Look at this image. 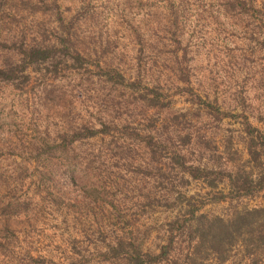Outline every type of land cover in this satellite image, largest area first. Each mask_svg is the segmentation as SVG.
Segmentation results:
<instances>
[{"label":"rangeland","instance_id":"rangeland-1","mask_svg":"<svg viewBox=\"0 0 264 264\" xmlns=\"http://www.w3.org/2000/svg\"><path fill=\"white\" fill-rule=\"evenodd\" d=\"M56 13H61L66 21L74 17L78 43L82 49L93 53V59L99 58L101 63H110L122 71H128L139 60L148 69L152 67L161 73L162 92L170 102L168 119L173 121L174 114L189 112L179 127L182 135L194 139L199 128L204 127L203 131L211 137L212 130L218 134L217 141L210 147L213 153H223L221 138L229 136L233 144L228 158L237 162L248 160L239 138L241 119H226L221 126L200 119L206 115L193 105L192 96L179 93L176 71L183 68L189 72L191 85L185 84V87H192L204 100L208 93L212 101L218 100L223 108H236L233 113H244L254 127L264 131V28L259 15L226 17L221 4L214 0H0V43L7 41L10 45L13 40L25 36L28 41L53 38L59 30L53 23ZM0 57V62L5 60L3 54ZM63 75L64 79L45 83L33 79L20 88L0 84V151L5 149V153L12 154L0 158V264H30L28 254L35 259L68 264L74 245L86 251V261L99 264L101 258L94 244L102 247L104 240L122 233L137 242L143 241L145 249H154L160 240H157L156 229L150 232L148 229L157 228L176 213L142 205L137 208L136 194L134 196L130 188L121 185H130V175L116 167L104 174L114 194L96 193L89 206L90 201L85 198L94 195L91 190L94 174L101 173L100 167L105 170L110 165H123L117 157L120 158L121 150H105L100 155L96 147L90 156L93 159L92 169H89L91 175L86 179L78 178L74 184L66 182L63 185L66 200L62 207L53 208L54 198L43 196L47 200H34L26 216L16 219L19 215L14 214L16 218L12 222L6 219L1 210L3 203L13 195V180L19 176L16 167L25 165L29 158L26 151L35 139L62 132L83 121H95L99 111H106L111 117L134 115L138 120L141 118L139 111L133 108L127 111V102L131 101L127 100L128 94L122 89L99 84L96 71L79 76ZM236 98L240 102L237 107ZM231 130L234 133L227 135ZM127 147L132 151L126 154L136 158L141 155L140 149ZM90 149L84 147L82 151L87 154ZM21 152L23 156L16 158ZM101 178L105 179L103 174ZM29 184L15 193L14 198L30 197L34 186ZM182 191L189 197L195 196L200 205L208 190L201 183L193 182ZM95 203L105 204V211H100V204L96 206ZM259 206L264 207V195L208 203L200 214L227 220L236 213ZM116 213L121 220L114 217ZM5 221L22 233L16 237L5 233ZM133 224L135 226H131ZM259 225L249 228L254 227L258 232ZM99 230L103 231V236H94ZM248 233L247 229L240 233L246 245L241 243L240 234L235 233L225 249L226 264H264V252L253 242L249 243L251 236L247 242ZM88 236L93 244L85 240ZM191 249L188 243L177 245L176 254L163 264H186ZM202 255L197 264L216 263L213 253L208 254L205 248Z\"/></svg>","mask_w":264,"mask_h":264},{"label":"trees","instance_id":"trees-1","mask_svg":"<svg viewBox=\"0 0 264 264\" xmlns=\"http://www.w3.org/2000/svg\"><path fill=\"white\" fill-rule=\"evenodd\" d=\"M214 1L221 4L226 17L259 15L264 28V0ZM53 23L56 29H59L53 38H34L28 41L25 36L13 40L10 45H7V41L0 43V56L3 54L5 57V60L0 62V84L20 88L29 85L33 79L45 83L47 80L64 79L65 73L79 76L96 71L99 84L122 89L128 94L127 100L131 101L127 102V111L133 108V111H139L141 118L138 120L134 115H128L127 118L111 117L106 111H99V118L95 121H83L62 132L46 134L35 139L26 151L29 158L25 160V165L16 167L19 176L13 180V195L3 203L1 210L6 219L12 222L13 218H16L14 214L19 215L16 219L26 216L34 200L42 202L53 197V208L59 205L62 207L66 200L63 185L66 182L74 184L78 178L83 176L86 179L91 175L89 169H92L93 159L90 156L94 154V148L99 147L100 155L105 150H121L120 158L117 157L123 165H110L105 170L100 167L101 173L94 174L91 183L94 195L85 198L90 201L89 206L93 204L96 193L114 194L110 192L113 187L109 185L104 174L116 167L125 175H130V185H121L130 188L134 196L136 194L137 208L142 205L176 212L157 228L148 229L149 232L157 230V240L160 241L154 249H145L143 241L137 242L126 233L108 241L104 240L102 247L94 244V249L101 258L99 264H163L176 254L177 245L182 243L192 246L191 254L186 256V264H197L203 256L204 248L208 254L213 253L215 264H226V248L235 238V233L240 234L243 229L249 232L247 242L251 236L249 243L253 242L260 252H264L263 206L236 213L227 220L200 214L201 209L208 203L234 202L264 195V131L254 127L244 113H233L236 108H223L218 100L212 101L208 93L204 100L192 87H185V84L191 85V75L185 69L179 68L176 71L179 93L192 96L193 105L206 115L200 119L218 126L226 119H241L239 138L243 142L248 160L237 162L228 158L229 152L231 154L230 146L233 144L229 136L221 138L223 153H213L210 147L217 141L218 134H214L212 130L210 137L203 131L204 127H201L195 133L194 139L179 132V127L189 112L174 114L176 119L173 121L168 119L170 102L166 101L167 98L162 92L161 73L152 67L148 69L139 60L128 71L114 68L110 63H101L99 58L93 59V53L88 49L80 47L75 34L74 17L66 21L61 13H56ZM236 100L237 107L240 102L238 98ZM229 133L234 132L231 130L227 135ZM126 145L140 149L141 155L136 158L126 154L132 151L127 149ZM84 147L92 149L86 154L82 151ZM23 153L14 155L21 158ZM11 155L5 153V149L0 151V158ZM23 174H26L25 178ZM102 174L105 179L101 178ZM28 182V186H34L30 197L14 198L15 193L22 191ZM193 182L201 183L208 190L200 205H197L195 196L189 197L182 191ZM113 203L112 201L111 205L114 207ZM99 204L95 203L96 206ZM105 208L106 205L101 203L99 210L105 211ZM114 217L121 220L118 213L114 214ZM259 223L261 225L258 226L257 232L254 227ZM250 226L254 227L250 229ZM4 228V232L12 233L13 237L22 233L14 229L9 221H5ZM101 232L103 231L99 230L93 235L101 237ZM252 232L256 235L253 236ZM240 236L241 243L246 245V239L241 234ZM86 239L93 244L89 236ZM72 249L68 264H91L86 261V251L78 249L75 245ZM28 259L30 264H60L51 259H35L30 254Z\"/></svg>","mask_w":264,"mask_h":264}]
</instances>
